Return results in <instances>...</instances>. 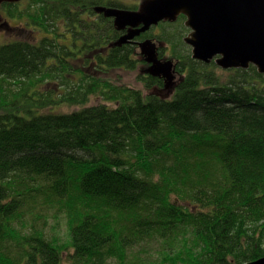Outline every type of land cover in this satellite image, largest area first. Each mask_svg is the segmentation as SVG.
Masks as SVG:
<instances>
[{"label": "trees", "instance_id": "obj_1", "mask_svg": "<svg viewBox=\"0 0 264 264\" xmlns=\"http://www.w3.org/2000/svg\"><path fill=\"white\" fill-rule=\"evenodd\" d=\"M102 6L139 9L0 6V29L27 33L0 40V264L260 260L264 74L194 60L184 16L115 46L123 32ZM145 39L176 63L172 96L158 77L139 76L148 94L111 78L145 64ZM65 105L79 108L48 111Z\"/></svg>", "mask_w": 264, "mask_h": 264}, {"label": "water", "instance_id": "obj_2", "mask_svg": "<svg viewBox=\"0 0 264 264\" xmlns=\"http://www.w3.org/2000/svg\"><path fill=\"white\" fill-rule=\"evenodd\" d=\"M19 0H0L18 3ZM95 12L113 20L117 31L125 32L115 42L124 46L162 22L175 23L184 16L190 34L185 39L193 59L223 70L249 69L254 65L264 74V0H143L138 10L96 7ZM140 54L149 64L146 71L164 80L165 91L176 84V65L158 56L159 45L151 39L138 42ZM250 264H264V257Z\"/></svg>", "mask_w": 264, "mask_h": 264}, {"label": "rangeland", "instance_id": "obj_3", "mask_svg": "<svg viewBox=\"0 0 264 264\" xmlns=\"http://www.w3.org/2000/svg\"><path fill=\"white\" fill-rule=\"evenodd\" d=\"M112 1H118L121 4L124 3L125 5H129V6H133V4H135V5H139V7H140V4H141V2L143 0H112ZM10 24H11V26L7 27V29L6 28H1L0 29V40H3L4 38H5L4 40H7L8 38H10L12 36H19L20 37V36L27 35V33L25 31H23L21 29L18 30V28L17 29L15 28L18 25V23L12 21ZM158 45L161 46L162 48H166V46H167V45H164V44H161V43H158ZM167 52H168V50H166V53ZM138 53L140 55V49H138ZM139 58L143 59V57L141 55L139 56ZM148 68L149 67H148L147 64H140L139 68L136 71H134V72H130V71L119 72L118 71V72L112 74L111 78L113 80H115V82H119V83L125 84L126 86L128 85L129 87L136 88V89L138 88V89H141L143 91L145 90L146 93L148 94L149 91H147L144 88L143 83L140 81V77H139L141 75L145 76L146 75V71H147ZM224 71H228V70H224ZM158 93L162 97L167 98V97H169V95H171L173 93V91L167 92L165 90H162V91H158ZM78 108H79V106L73 107V106L65 105V106H63L61 108L48 109V111L53 112V113H55V112H63L64 113V112H72V111L74 112ZM50 221H51V225H56V221L54 219H51ZM60 227H61L60 233L65 234L66 233L65 231L67 230L66 224L64 222H61V226ZM63 264H68V262L65 261Z\"/></svg>", "mask_w": 264, "mask_h": 264}, {"label": "flooded vegetation", "instance_id": "obj_4", "mask_svg": "<svg viewBox=\"0 0 264 264\" xmlns=\"http://www.w3.org/2000/svg\"><path fill=\"white\" fill-rule=\"evenodd\" d=\"M99 15H103V14H99ZM103 16H104V15H103ZM104 17H105V16H104ZM106 18H107V17H106ZM109 19H111V18H109ZM111 20L113 21L114 18L111 19ZM124 33H125V32H123V35H124ZM140 37H141V36H140ZM137 38H138V37H137ZM144 41H145V40H144ZM137 44H138V42H137ZM139 49H140V47H139ZM140 55H141V54H140ZM158 56H159V53H158ZM142 57H143V56H142ZM159 57H160V56H159ZM160 59L164 60L165 58H161V57H160ZM143 60H144V57H143ZM144 62H145V60H144ZM174 63H175V62H174ZM146 64L148 65V67H150L149 64H148L147 62H146ZM175 65H176V63H175ZM147 75H148V74H147ZM147 75H146V76H147ZM161 80H163V79H161ZM163 81H164V80H163ZM164 90H165V88H164ZM155 91L158 93L159 90H155ZM173 91H174V90H173Z\"/></svg>", "mask_w": 264, "mask_h": 264}, {"label": "bare ground", "instance_id": "obj_5", "mask_svg": "<svg viewBox=\"0 0 264 264\" xmlns=\"http://www.w3.org/2000/svg\"><path fill=\"white\" fill-rule=\"evenodd\" d=\"M110 8H112V7H110ZM115 8V7H114ZM119 9V8H118ZM145 64H146V62H145Z\"/></svg>", "mask_w": 264, "mask_h": 264}]
</instances>
